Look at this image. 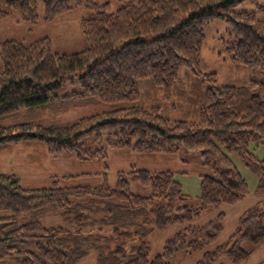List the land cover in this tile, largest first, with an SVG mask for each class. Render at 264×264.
<instances>
[{
	"label": "trees",
	"instance_id": "obj_1",
	"mask_svg": "<svg viewBox=\"0 0 264 264\" xmlns=\"http://www.w3.org/2000/svg\"><path fill=\"white\" fill-rule=\"evenodd\" d=\"M117 1L113 12L109 3L95 0H0V21L17 11L29 26L38 25L41 2L45 22L76 8L88 10L80 21L86 42L80 51L55 52L48 36L30 43L0 41V119L54 103L108 106L67 124H0V146L41 142L54 156L70 153L80 160L105 158L112 149L156 153L183 147L200 152L212 171L201 175L199 203H189L190 196L169 171H120L115 185L106 177L91 182L88 173L55 175L31 188L18 175L0 172V264H78L90 254L95 264H172L180 252L206 247L197 264L223 259L243 264L264 242V201L248 209L230 240L212 250L225 214L203 226L193 223L204 210L234 205L249 193L232 154L258 174L257 190L264 193V159L250 149L264 143V81L218 86L217 74L203 73L200 64L205 26L224 20L236 37L228 47L234 60L261 65L264 17L259 13L264 14V4L255 11H237L247 0ZM181 68L207 83L194 121L171 120L158 107L140 103V81L151 79L170 96ZM66 86L70 89L63 95ZM130 180L150 186L152 193L133 192ZM46 218L62 222L47 225ZM175 226L182 229L151 255L148 238Z\"/></svg>",
	"mask_w": 264,
	"mask_h": 264
},
{
	"label": "rangeland",
	"instance_id": "obj_2",
	"mask_svg": "<svg viewBox=\"0 0 264 264\" xmlns=\"http://www.w3.org/2000/svg\"><path fill=\"white\" fill-rule=\"evenodd\" d=\"M95 1L101 4L109 3L113 12L119 7L117 0ZM258 4H264V0H247L236 10L255 11L258 9ZM44 10V3L41 2L38 8L40 20L35 26H29L22 22L20 13L13 11L10 17L0 21V41L15 39L30 43L48 36L53 41V51L55 52L72 53L85 48L86 42L81 31L80 21L87 15V9L76 8L54 22L43 21ZM259 15L264 17V14L259 13ZM204 31L205 42L200 70L203 73L215 72L218 86L242 85L251 79L264 81V62L258 67H250L234 60L228 47L236 40V37L226 21H211L205 26ZM1 69L2 61L0 59V71ZM206 85L207 83L201 76L187 68H181L179 81L170 96H167L163 89L154 86L151 79L140 81V103L147 108L158 107L160 114L171 120L194 121L198 119V110L202 106L201 97L204 95ZM69 89L70 87L66 86L61 94L64 95ZM107 109L108 106L99 103L79 106L54 103L36 109H22L0 119V124H14L22 121L67 124L83 116ZM250 149L257 158L264 159V143L251 144ZM107 154L105 158L80 160L70 153L54 156L41 142H22L8 147L0 146V172L18 175L22 184L31 188L45 185L55 175L88 173L94 177L91 182L101 183L105 181L106 177L108 183L115 185L117 174L120 171H128L132 168L147 169L153 173L169 171L182 184L183 192L190 196L188 199L192 205L199 203L202 192L201 175L212 173L211 169L204 166V159L200 152L187 151L183 147H170L169 151L156 153H139L132 149H112L108 150ZM231 156L249 184V193L234 205L223 204L217 208L211 207L204 210L201 216L194 221V226H203L214 220L219 214H225L222 220L224 229L221 236L208 250L229 241L240 217L255 204L264 201V193H259L257 190L258 174L249 168L238 154ZM76 181L80 182V179ZM130 181L133 192L144 196L152 193L150 186L140 185L134 180ZM61 222L59 218L43 220V223L47 225H59ZM180 229L182 227L175 226L163 232L153 233L148 238L151 255L160 253L166 240ZM243 246L247 250L252 249L250 242ZM206 248L193 252H180L173 259L172 264H197L202 260ZM95 262V255L90 254L78 264H95ZM216 264H231V262L223 259ZM243 264H264V242L257 246L250 258Z\"/></svg>",
	"mask_w": 264,
	"mask_h": 264
}]
</instances>
